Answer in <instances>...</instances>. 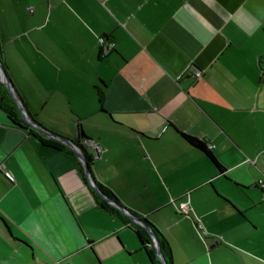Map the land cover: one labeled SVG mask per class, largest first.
<instances>
[{
    "label": "crops",
    "instance_id": "obj_1",
    "mask_svg": "<svg viewBox=\"0 0 264 264\" xmlns=\"http://www.w3.org/2000/svg\"><path fill=\"white\" fill-rule=\"evenodd\" d=\"M101 35L117 42L106 56ZM0 39L32 117L104 147L94 177L172 264H264V0H0ZM55 140L0 109V264H152ZM189 194L205 241L171 202Z\"/></svg>",
    "mask_w": 264,
    "mask_h": 264
},
{
    "label": "trees",
    "instance_id": "obj_2",
    "mask_svg": "<svg viewBox=\"0 0 264 264\" xmlns=\"http://www.w3.org/2000/svg\"><path fill=\"white\" fill-rule=\"evenodd\" d=\"M0 58L3 61V63H4L3 45H2L1 39H0ZM4 66H5V64H4ZM5 69H6V67H5ZM0 84L3 87V88L0 87V109L4 110L6 113H8L9 116L13 120H15L16 122L23 123V125L25 127H28V128H30V130H33L34 129V126H32L23 117V113H22V111H21V109H20V107L18 105L17 100L14 98V96L12 95V93H11L10 89L7 87V85L1 80V76H0ZM21 98H22V96H21ZM24 104H25V106L27 108V105H26L25 101H24ZM27 111H28V108H27ZM28 113L31 115V113L29 111H28ZM31 117H32V115H31ZM32 119H34V118L32 117ZM36 122L38 123V121H36ZM38 124H40V123H38ZM39 130L42 131L41 129H39ZM182 135L191 144H193L194 146L200 148L205 153H207V155L209 156V158L213 161V163H215V165L217 166V168H219V170H222L223 169V165L219 162V160L217 159V157L213 153L212 149L209 148V144L208 143L204 142L203 140H201V139H199V138H197L195 136H192L190 134H187V133H183ZM55 141H56L55 142L56 144H59L60 146H62L64 148H67V149H69V150L72 151V149H70V147H68V145L65 142H63L61 140L59 141V139H57ZM76 143L79 146H81L82 149L85 151L86 160H87V163L89 165V169L91 171V174H92V176H93V178H94L97 186L99 187L100 192L107 197L106 198L103 195H101V193L98 192L95 189V187L90 184L91 187H92V191H93V193L95 195V199H96L97 203L101 207H103L105 210L109 211L111 214L116 215V216L122 218L125 222H127L130 225H132V226L135 227V229L137 231V235H138V237L140 239L141 245L147 250V253H148V255H149L150 259H151L152 264H164L163 261L158 256V251H157L156 247L153 245V236H152V234L149 232L148 229H146L145 227H143L141 224L133 221L128 214H126L118 206L115 205V203L116 204H120V205H123V204L120 202V200L117 197V195L112 190H110L108 187H106L105 185H103L102 183H100L94 177V175L92 173L91 163L94 160V157H93L92 153L86 148V145H84L82 142H76ZM85 174H86V176L88 178L87 173H85ZM112 202H114V203H112ZM143 219L146 221V223L149 226H151L153 228L154 232L158 236L159 241H160L161 250L164 253V256H165V259H166L167 263L168 264H172V262H173V255H172V249H171V246H170L168 240L165 238V236L160 232V230L150 220H148L147 218H143ZM148 244L151 245L150 248L148 247Z\"/></svg>",
    "mask_w": 264,
    "mask_h": 264
},
{
    "label": "water",
    "instance_id": "obj_3",
    "mask_svg": "<svg viewBox=\"0 0 264 264\" xmlns=\"http://www.w3.org/2000/svg\"><path fill=\"white\" fill-rule=\"evenodd\" d=\"M0 76H1V80L7 85V87L10 89L12 95L14 96V98L17 100L18 102V105L23 113V116L24 118L34 127L36 128H39L41 129L42 131L44 132H47L48 134L52 135L53 137L65 142L69 147H71L72 149L75 150V152L77 153V155L79 156L81 162L83 163V166L87 172V175H88V179H89V182L91 183V185H93L95 187V189L100 192V189L99 187L97 186L92 174H91V171L89 169V165L87 163V160H86V156H85V151L82 149L81 146H79L74 140L72 139H67L57 133H54L42 126H40L34 119H32L31 115L28 113L27 111V108L24 104V101L23 99L21 98L19 92L16 90L15 86L13 85L8 73H7V70L5 69V66H4V63L3 61L1 60L0 58ZM80 134L84 137H88L87 133L85 132L84 129L81 128L80 130ZM101 193V192H100ZM101 195H103L104 197H106L104 194L101 193ZM107 198V197H106ZM114 203V202H112ZM116 206H118L122 211H124L126 214H128L131 219L139 224H141L143 227H145L146 229L149 230V232L152 234L153 236V244L155 245L157 251H158V256L160 257V259L163 261L164 264H168L166 259H165V256H164V253L162 252L161 250V246H160V241H159V238L158 236L156 235V233L154 232L153 228L151 226H149L146 221L140 217L139 215L133 213L129 208H127L126 206L124 205H120V204H116Z\"/></svg>",
    "mask_w": 264,
    "mask_h": 264
},
{
    "label": "built area",
    "instance_id": "obj_4",
    "mask_svg": "<svg viewBox=\"0 0 264 264\" xmlns=\"http://www.w3.org/2000/svg\"><path fill=\"white\" fill-rule=\"evenodd\" d=\"M99 44H100V53L102 56H106L110 54L112 51L116 49L117 42L115 40L109 39L105 35L99 36ZM195 75L197 77L202 75V71L198 70L196 71ZM83 144L86 146H91L92 147V155L94 158L100 156V153L103 152L104 147L94 139L85 137L83 139ZM209 148L213 149L215 145L213 143H208ZM9 175L12 177V173H9ZM264 181L260 180L259 183L263 185ZM171 202L173 205H175L176 209L185 215L192 216L195 219V223L197 226V229L200 233L201 238L205 241L206 237L209 235V231L205 228V225L201 219V217L195 212L192 201H191V196L190 194L187 195L184 199L178 200L176 198L171 199Z\"/></svg>",
    "mask_w": 264,
    "mask_h": 264
}]
</instances>
